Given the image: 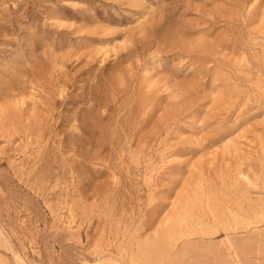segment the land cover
I'll list each match as a JSON object with an SVG mask.
<instances>
[{"label":"rangeland","instance_id":"obj_1","mask_svg":"<svg viewBox=\"0 0 264 264\" xmlns=\"http://www.w3.org/2000/svg\"><path fill=\"white\" fill-rule=\"evenodd\" d=\"M0 264H264V0H0Z\"/></svg>","mask_w":264,"mask_h":264},{"label":"bare ground","instance_id":"obj_2","mask_svg":"<svg viewBox=\"0 0 264 264\" xmlns=\"http://www.w3.org/2000/svg\"><path fill=\"white\" fill-rule=\"evenodd\" d=\"M9 243V242H8Z\"/></svg>","mask_w":264,"mask_h":264}]
</instances>
